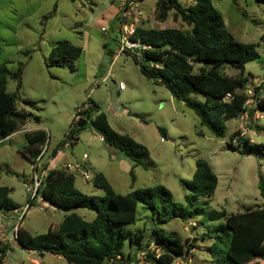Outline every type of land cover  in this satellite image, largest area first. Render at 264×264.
<instances>
[{"label":"rangeland","instance_id":"374dc122","mask_svg":"<svg viewBox=\"0 0 264 264\" xmlns=\"http://www.w3.org/2000/svg\"><path fill=\"white\" fill-rule=\"evenodd\" d=\"M123 1L0 0V62L4 61L9 70L4 89L15 94L17 109L31 113L19 128L37 126L43 131V141L35 153L40 151L39 162L46 163L52 157L51 148L56 149V160L49 166L62 165L63 160H81L87 176L71 170L74 186L81 192L101 195L102 189L92 185L91 177L102 172L116 192L161 183L170 191L173 202L189 209L196 206L186 219L173 217L157 223L154 212L137 202L134 220L124 226L141 234L139 245L129 244L124 238L122 257L103 264H126V260L134 259L138 249L145 248L146 241L155 248L153 228L172 233L183 243H192L188 252L168 264H214L217 259L226 263L222 212L242 211L245 206L264 200L258 186L261 182L264 189V155L255 151L239 153L229 145L236 141H229L228 134L238 128L251 141H264V112L246 109L225 121L222 136L211 134L190 108L172 98L156 79L139 71V63L147 61L136 50L118 49L121 44L127 49L124 39L129 25H186L172 10L167 11L164 19H155L154 0H137V5L121 15ZM178 1L184 5L191 2ZM211 2L228 32L237 40L253 42L258 55L242 67L247 77L243 89L249 95L250 105L253 85L259 84L260 95L264 96V2ZM61 40L80 45L81 52L74 59L62 58L61 64H50L48 50ZM17 67L18 76H11ZM219 70L237 74L240 68L224 63ZM86 97L97 103L114 130L145 146L146 153L139 156V163L99 139L88 119L82 127L70 125L76 105ZM69 126L75 138H66V143L59 145ZM157 127L164 129V135ZM19 128L0 139V184L9 187L10 198L18 204L13 211H0V241H7L8 245L1 264H74L55 253L28 250L13 239L11 232L16 226L35 234L55 226L69 212L83 219L94 215L89 207L59 208L38 199V195L29 199L32 168L28 153L24 152V130ZM82 152L86 158L81 157ZM196 158L209 163L217 181L211 194L196 195L191 206L184 199L188 188L183 181L191 177ZM28 200L30 205L23 209ZM136 264L158 263L142 259ZM241 264H264V257L246 256Z\"/></svg>","mask_w":264,"mask_h":264},{"label":"trees","instance_id":"16d2710c","mask_svg":"<svg viewBox=\"0 0 264 264\" xmlns=\"http://www.w3.org/2000/svg\"><path fill=\"white\" fill-rule=\"evenodd\" d=\"M126 2L127 0L123 1V8L126 7ZM154 8L155 19H164L167 11L172 10L186 27L138 24L127 33L128 39L138 41L139 46L134 50L147 61L139 63V71L145 77L154 78L161 83L172 98L182 101L190 108L199 123L215 136L223 135L227 119L238 116L246 109L264 112V96L260 95V85L251 87L250 105H247L249 95L243 89L247 81L242 73L243 64L258 56L253 42L235 39L225 28L221 14L211 0H191L186 5L178 0H154ZM263 34L264 31L261 35ZM80 52V45L61 40L50 46L47 57L50 64L58 65L61 64L60 59H74ZM133 59L136 60L134 55ZM224 63L239 67V73L226 74L220 71L219 67ZM18 71L19 67L10 75L17 77ZM8 72L5 62L1 61L0 139L18 129L31 116L29 111L15 107L14 93L5 91ZM27 102L31 104L30 101ZM85 102H88V106L82 111V115L85 120H89L101 140L139 163V156L146 153L145 146L128 134L114 130L93 99L86 97L82 103ZM33 118L37 119V116L33 115ZM75 121L74 118L70 120V125L75 128L84 124L77 126ZM157 129L164 135L162 127ZM72 131L69 126L59 145L66 138H75ZM24 135L27 142L24 152L28 151L35 156L37 145L43 141V131L38 128L25 131ZM228 138L229 141H236V144L229 145L239 153L255 151L264 155V141H251L238 128L233 129ZM55 150L53 148L51 153ZM128 172L133 178L131 169ZM73 179L72 172L64 167L46 168L35 196L39 195L41 200L59 208H93V217L83 219L77 213L69 212L55 226H48L45 231L35 234L16 226L13 239L22 247L38 254L55 253L74 264H103L116 255L122 257L120 249L124 238H127L129 244L136 242L139 245L141 234L130 232L124 226L134 220L137 202L154 212L157 223L166 222L173 217L186 219L196 209V206H192L195 196L211 194L217 181L209 163L203 158H196L191 177L183 181L188 188L184 199L192 206L189 209L186 205L173 202L170 191L161 183L135 187L121 193L113 190L102 172H96L91 177V183L101 188L102 194L94 195L78 190ZM258 186L259 193L264 195L261 182H258ZM8 191V186L0 184L1 212L18 206L10 198ZM222 213V231L227 240L223 250L226 263L217 259L214 264H241L246 256L264 257V200L255 206L247 205L242 211ZM151 237L159 253L155 256L153 251H148L144 260L158 264H168L173 258L188 252L192 244L183 243L172 233L165 234L158 228L152 229ZM147 244L148 241L145 242ZM7 248V241H0V264Z\"/></svg>","mask_w":264,"mask_h":264},{"label":"built area","instance_id":"2783aa9c","mask_svg":"<svg viewBox=\"0 0 264 264\" xmlns=\"http://www.w3.org/2000/svg\"><path fill=\"white\" fill-rule=\"evenodd\" d=\"M137 0H127V4L126 7L122 8L121 10V15H124L125 13H127L131 8H133L135 5H137ZM129 29H128V33L132 31V27L131 25H129ZM126 28V27H125ZM126 30V29H124ZM124 44L127 47V49L131 50V49H135L139 46V43L137 40H130L127 37L124 39ZM124 45H119L118 49L123 51ZM88 106V102L82 103V104H78L75 107L74 110V114H73V118L74 120H77L80 116L82 115V111ZM39 156H40V151L34 156V158L32 159V161H30L31 163V168H32V173L30 176V181L28 182V193H29V198L32 199L35 197V191L37 186L40 183V180L42 178V176L44 175L45 170H43V168H41L39 171H37V167H39ZM85 154H82V157H84ZM62 167L66 168L67 170H69L71 172V170H77L79 172V174L83 177L87 176V172L85 170H83L81 168V165L79 164H75V163H65ZM38 199H40V196L38 195ZM30 205L29 201H26L24 208H27ZM14 231H15V227L12 228V235H14ZM145 244V243H144ZM148 251H153L154 255L157 256L159 251L158 248L155 247H151L149 244H147L145 246L144 249H138V251L135 253L134 255V259L133 260H126V264H136L139 260H142L145 258L146 253ZM117 258H121L120 255H116L115 258H110L108 259L109 261H113L114 259Z\"/></svg>","mask_w":264,"mask_h":264},{"label":"crops","instance_id":"0c3cea01","mask_svg":"<svg viewBox=\"0 0 264 264\" xmlns=\"http://www.w3.org/2000/svg\"><path fill=\"white\" fill-rule=\"evenodd\" d=\"M25 123V122H24ZM23 123V124H24ZM22 125H20L19 127H21ZM19 129H21V130H24L23 128H19ZM34 129H38V127L37 126H33V128H30V129H27V130H24V132L25 131H30V130H34ZM12 133V132H11ZM99 139H101L100 138V136H99ZM66 142H64L63 144H65ZM39 145L40 144H38L37 145V149H38V147H39ZM52 150H53V148H51V152H52ZM25 153H28V157H29V159H31L33 156H34V154H31V153H29L28 151L27 152H25ZM85 154V156L83 157V158H86L87 157V155H86V153L85 152H82L81 153V157H82V154ZM56 153L55 152H53V154L51 153V155H52V157L51 158H49L48 160H47V162L46 163H42V162H39V167H38V171L41 169V168H43V165H45L44 166V168H43V170H45L46 168H49V167H53V166H56V167H62L65 163H68L69 161L68 160H63V163H62V165H48V163H50V162H52L53 160L55 161L56 159H54V156H56L55 155ZM69 163H71V162H69ZM72 163H75V164H79V165H81V167H82V169H83V164H81L82 162H81V160H79V162H72ZM84 170V169H83ZM17 208V207H16ZM14 210V209H13ZM12 210V211H13ZM8 233H9V231H8ZM8 233H7V235H8ZM6 235V236H7Z\"/></svg>","mask_w":264,"mask_h":264},{"label":"water","instance_id":"95a60500","mask_svg":"<svg viewBox=\"0 0 264 264\" xmlns=\"http://www.w3.org/2000/svg\"><path fill=\"white\" fill-rule=\"evenodd\" d=\"M85 122V118L83 116H80L76 121L75 124L77 126H81Z\"/></svg>","mask_w":264,"mask_h":264}]
</instances>
